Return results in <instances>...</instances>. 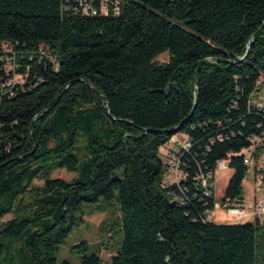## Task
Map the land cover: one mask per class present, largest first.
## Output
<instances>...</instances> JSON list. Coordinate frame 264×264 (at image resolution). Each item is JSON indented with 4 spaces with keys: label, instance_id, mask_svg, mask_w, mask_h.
<instances>
[{
    "label": "trees",
    "instance_id": "trees-1",
    "mask_svg": "<svg viewBox=\"0 0 264 264\" xmlns=\"http://www.w3.org/2000/svg\"><path fill=\"white\" fill-rule=\"evenodd\" d=\"M62 3L0 0V43L33 55L22 64L42 78L0 95V264H101L87 244L79 263L59 261L60 246L85 206L93 214L112 201L122 240L110 264H264V224L203 221L213 201L193 181L199 164L247 146L263 120L247 100L264 77V0H122L118 16L96 17ZM40 45L58 70L38 63ZM196 101L175 133L195 142L178 201L163 186L161 148ZM221 133L228 139L210 144ZM231 167L233 197L246 167L241 157ZM57 169L76 176L54 178Z\"/></svg>",
    "mask_w": 264,
    "mask_h": 264
},
{
    "label": "built area",
    "instance_id": "built-area-1",
    "mask_svg": "<svg viewBox=\"0 0 264 264\" xmlns=\"http://www.w3.org/2000/svg\"><path fill=\"white\" fill-rule=\"evenodd\" d=\"M63 10L67 13H79L85 16H118L121 13L122 0H63ZM28 54V55H27ZM34 59L30 53L16 50L10 42L0 43V70L4 75L0 79V95L13 97L19 90L33 89L42 82L41 77L31 78V66H23L22 60ZM38 63H50L55 70L59 69V62L49 46L40 45L37 51ZM248 112H254L263 119L256 125L257 130L248 136V144L237 153H228L226 157L216 161L214 167L201 164L194 177V186L201 190L208 199L213 201L211 207L203 212L205 222L224 224H246L259 221L264 224V77H260L254 89L248 96ZM220 124V123H219ZM234 134V133H233ZM228 139V135L219 134L210 138V144ZM195 145L194 137L187 133H177L161 148V153L168 159L165 162V188H171L175 200H182L177 195L178 190L185 192L182 183L188 174L182 167V160ZM210 145L208 146V149ZM234 157H241L246 167L241 183V193L231 197L228 195L232 177L218 197L216 193V175L230 169ZM233 169V168H232ZM234 171V170H233ZM250 186L254 192V208H245L244 190Z\"/></svg>",
    "mask_w": 264,
    "mask_h": 264
},
{
    "label": "rangeland",
    "instance_id": "rangeland-1",
    "mask_svg": "<svg viewBox=\"0 0 264 264\" xmlns=\"http://www.w3.org/2000/svg\"><path fill=\"white\" fill-rule=\"evenodd\" d=\"M169 59L168 53H163L156 58L158 63L166 62ZM81 149V157H84V142L79 144ZM162 154V153H161ZM164 162L167 158L162 154ZM233 169H226L216 175V193L220 197L226 189L231 177ZM76 176V172H70L66 169H57L53 173L54 178H62L71 181ZM43 180H35L36 186L43 185ZM254 192L250 186H246L244 190L245 208H254ZM102 203V202H100ZM92 206H85L87 211L84 219V224L74 230L66 241L60 246L59 261L68 259L74 263H79L80 253L76 249L80 244H87L89 251H95L102 258L101 264H110L111 257L116 253L119 242L122 240V235L119 232L118 220L120 218V206L118 202L112 201L107 204L103 211L90 214ZM14 217V214H7L3 219L9 220ZM19 244H17L18 246Z\"/></svg>",
    "mask_w": 264,
    "mask_h": 264
},
{
    "label": "water",
    "instance_id": "water-1",
    "mask_svg": "<svg viewBox=\"0 0 264 264\" xmlns=\"http://www.w3.org/2000/svg\"><path fill=\"white\" fill-rule=\"evenodd\" d=\"M249 51H250V47H249V50H247L246 54H245L243 57H241V58L239 59V61L243 60V59L247 56V54L249 53ZM199 69H200V67L197 69V74H198V72H199ZM197 74H196V75H197ZM196 106H197V101L195 102L194 107H193V110H192L191 114L189 115V117H188L186 120H184V121L182 122V124L179 125L177 128H175V129H171V130H170V133H171V134H175L176 132H178V131L181 129V126H182L184 123H186V122H187V121H188V120L194 115L195 110H196Z\"/></svg>",
    "mask_w": 264,
    "mask_h": 264
}]
</instances>
